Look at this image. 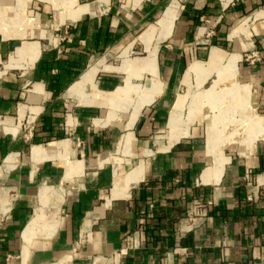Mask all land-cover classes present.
<instances>
[{
    "label": "crops",
    "instance_id": "1",
    "mask_svg": "<svg viewBox=\"0 0 264 264\" xmlns=\"http://www.w3.org/2000/svg\"><path fill=\"white\" fill-rule=\"evenodd\" d=\"M0 2V264H264V0Z\"/></svg>",
    "mask_w": 264,
    "mask_h": 264
},
{
    "label": "bare ground",
    "instance_id": "2",
    "mask_svg": "<svg viewBox=\"0 0 264 264\" xmlns=\"http://www.w3.org/2000/svg\"><path fill=\"white\" fill-rule=\"evenodd\" d=\"M9 19V18H8ZM6 19V22H8L9 20ZM175 19V10L173 7L169 8L166 10V12L164 13V15L160 18L159 20V25L161 26L162 30L165 31V36L167 34V31L170 29V27L173 25ZM3 22V21H2ZM9 23V22H8ZM156 47L149 49V56L147 58V61L150 62L152 60H154L155 55H156ZM25 51L24 49H19L17 54H23ZM120 54V53H119ZM114 56V55H113ZM211 60L213 61H219L220 58H222V55L218 53V51L213 50L212 52V56ZM102 60H105L104 58ZM235 61L233 59L229 60V65L233 67ZM98 69H100L99 67V63H96L95 65H93L82 77V79L72 88V90H82L83 88H85V86L87 84H91L92 80L94 79ZM190 70L194 71V72H198L200 70V66L198 65H193ZM189 70V71H190ZM189 73V72H188ZM129 87V83L127 82V85L122 87L121 90H128ZM133 92V91H132ZM131 92V93H132ZM142 92V91H141ZM148 92V91H147ZM147 94V93H145ZM142 95V94H141ZM178 122H172V127H175L177 125ZM176 131V130H175Z\"/></svg>",
    "mask_w": 264,
    "mask_h": 264
},
{
    "label": "rangeland",
    "instance_id": "3",
    "mask_svg": "<svg viewBox=\"0 0 264 264\" xmlns=\"http://www.w3.org/2000/svg\"><path fill=\"white\" fill-rule=\"evenodd\" d=\"M14 8H16V7H12V4L9 5V3H5L4 5H2L1 2H0V19H2L3 22H6V19L9 18V17H4V18H3V16L6 15V14L3 13V12L1 11L2 9H4V11L7 10V11L9 12V11H12ZM29 10H30V9H29ZM26 11H27V8H26ZM2 14H3V16H2ZM8 20H9L8 22L10 23V22H11V21H10L11 19L9 18ZM3 22L0 23V28H5V27H4L5 25H3V24H4ZM139 52H142V51H139ZM132 55L134 56L135 54H132ZM114 56H115V55H114ZM114 56H113V57H114ZM136 56H137V55H136ZM220 67H221V66H218V67H217V70L220 69ZM201 71H202V68H200V70H199L198 72H201ZM92 83H93V82H92ZM92 83H91V84H92ZM208 84H209V83H208ZM208 84H207V85H208ZM184 88H185V87H184ZM184 88H183V90H184ZM191 89L193 90L194 87H191ZM30 130H31L30 124H27V125H26V129H25V132L28 133Z\"/></svg>",
    "mask_w": 264,
    "mask_h": 264
},
{
    "label": "built area",
    "instance_id": "4",
    "mask_svg": "<svg viewBox=\"0 0 264 264\" xmlns=\"http://www.w3.org/2000/svg\"><path fill=\"white\" fill-rule=\"evenodd\" d=\"M257 52H255L252 56H254V58H256L257 57ZM249 58H251V57H249V56H246V59H249ZM31 131V130H30Z\"/></svg>",
    "mask_w": 264,
    "mask_h": 264
}]
</instances>
